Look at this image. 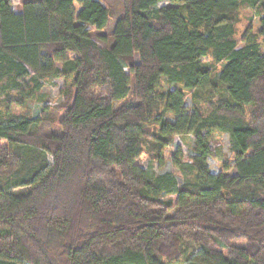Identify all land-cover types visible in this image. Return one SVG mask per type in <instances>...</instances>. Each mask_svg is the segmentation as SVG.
<instances>
[{
	"label": "trees",
	"instance_id": "obj_1",
	"mask_svg": "<svg viewBox=\"0 0 264 264\" xmlns=\"http://www.w3.org/2000/svg\"><path fill=\"white\" fill-rule=\"evenodd\" d=\"M122 5L106 35L103 0H0V264H264V0ZM242 9L259 28L237 39ZM216 131L233 160L214 174ZM189 134L181 184L136 164Z\"/></svg>",
	"mask_w": 264,
	"mask_h": 264
},
{
	"label": "rangeland",
	"instance_id": "obj_2",
	"mask_svg": "<svg viewBox=\"0 0 264 264\" xmlns=\"http://www.w3.org/2000/svg\"><path fill=\"white\" fill-rule=\"evenodd\" d=\"M22 0H11L12 8L21 3ZM103 4L109 9L110 17L106 28L102 31L103 34L109 35L113 31L116 20L122 15L123 5L122 0H103ZM166 3H161L164 5ZM238 23L236 24V38L239 39L245 32L247 28H251L253 31H257L259 28L258 18L255 15L254 11L251 9H242L237 14ZM96 33L93 32V35ZM98 41V40H97ZM99 46H105L101 42H97ZM206 64L209 63L208 58L203 60ZM56 66H60V63H56ZM216 70H219L221 67L216 66L211 67ZM34 74L30 72L28 77L23 78L19 81L21 88H26L32 86L29 78ZM132 82V76L130 77ZM41 88L40 91L36 94L37 96H42L43 101H37L36 99H29L26 103V108L29 111L30 117L35 119L39 118L40 111L43 106L47 105L52 107L56 104L62 102L63 97L61 95V90L65 87L67 83V78L65 75H59L57 77H46L40 80ZM15 93V91H14ZM3 99V96L0 100ZM186 113L191 114L194 108V102L190 96L185 97L184 101ZM204 108V107H203ZM45 128H40L41 133ZM209 146L212 149L213 155L207 158V165L210 171L214 174H217L221 171V163L229 162L232 163L233 157L230 153V141L229 135L227 133L213 132L208 135ZM149 141L153 139L148 137ZM194 146V136L193 135H175L168 145L164 148L162 152L163 164L160 165L157 161L149 158L147 155H141L140 158L136 160V164L139 165L143 170L148 172H154L157 174L170 173L172 174L178 184L182 183L181 173L176 165V162L189 163L190 157L193 155L192 148ZM49 162L51 161V157ZM231 172V171H230ZM197 250V248H196Z\"/></svg>",
	"mask_w": 264,
	"mask_h": 264
}]
</instances>
